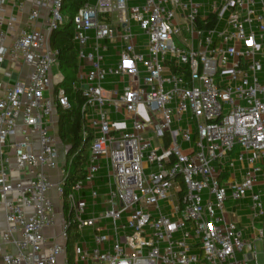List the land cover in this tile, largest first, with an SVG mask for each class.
Returning a JSON list of instances; mask_svg holds the SVG:
<instances>
[{"label": "built area", "instance_id": "obj_1", "mask_svg": "<svg viewBox=\"0 0 264 264\" xmlns=\"http://www.w3.org/2000/svg\"><path fill=\"white\" fill-rule=\"evenodd\" d=\"M62 1L0 0V264H264V0L81 6L68 191Z\"/></svg>", "mask_w": 264, "mask_h": 264}, {"label": "trees", "instance_id": "obj_2", "mask_svg": "<svg viewBox=\"0 0 264 264\" xmlns=\"http://www.w3.org/2000/svg\"><path fill=\"white\" fill-rule=\"evenodd\" d=\"M91 0H63L61 9L66 17V21L50 38L52 47L59 51V70L64 79L57 87L62 86L70 94L71 107L69 109H59L58 134L59 140L67 147V156L72 160L68 173L66 190L79 179L85 178L84 166L87 161L88 152L91 146V137L84 138V119L82 117L81 106L84 98L80 90L72 91L70 86L76 80L79 59H77L78 47L73 39V26L71 20L81 6ZM75 234L68 241V256L73 257V241Z\"/></svg>", "mask_w": 264, "mask_h": 264}, {"label": "rangeland", "instance_id": "obj_3", "mask_svg": "<svg viewBox=\"0 0 264 264\" xmlns=\"http://www.w3.org/2000/svg\"><path fill=\"white\" fill-rule=\"evenodd\" d=\"M59 71H60V70H58L57 65H55L52 74H53L54 76H57L58 73H59ZM256 252H257V255H258L259 261H260V262H263V261H264V255H263L262 246H261L260 243H257V244H256Z\"/></svg>", "mask_w": 264, "mask_h": 264}, {"label": "crops", "instance_id": "obj_4", "mask_svg": "<svg viewBox=\"0 0 264 264\" xmlns=\"http://www.w3.org/2000/svg\"><path fill=\"white\" fill-rule=\"evenodd\" d=\"M26 3H25V6H24V12L25 14L29 11V9L31 8V5L32 3L35 1V0H25ZM26 73H22V76H24ZM62 145V152L64 151V149H67V147L64 145V144H61ZM64 147V148H63ZM50 232V231H49Z\"/></svg>", "mask_w": 264, "mask_h": 264}]
</instances>
